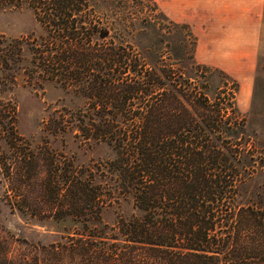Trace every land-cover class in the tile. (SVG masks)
Here are the masks:
<instances>
[{
  "label": "trees",
  "instance_id": "16d2710c",
  "mask_svg": "<svg viewBox=\"0 0 264 264\" xmlns=\"http://www.w3.org/2000/svg\"><path fill=\"white\" fill-rule=\"evenodd\" d=\"M0 6L30 7L42 27L28 42L30 73L85 98L55 128L74 127L85 142L112 151L87 165L48 152L39 195L29 193L30 181H15L16 208L27 211L40 201L48 207L38 203L33 214L81 225L75 235L82 237L44 245L34 264H264V179L257 176L263 165L236 105L240 84L232 79V87L208 94L197 75L209 67L196 60L198 37L188 23L161 12L186 33L168 53L160 38L140 52L116 36H159L148 15L135 28L129 13L101 20L90 0H0ZM162 28L171 44V27ZM3 42L0 71L7 73L21 61V46ZM8 76L7 83L15 80ZM15 115V106L0 107V117ZM124 203L132 205L129 214L121 211ZM109 208L118 210L112 224L103 220ZM7 248L0 239V264H31Z\"/></svg>",
  "mask_w": 264,
  "mask_h": 264
},
{
  "label": "rangeland",
  "instance_id": "374dc122",
  "mask_svg": "<svg viewBox=\"0 0 264 264\" xmlns=\"http://www.w3.org/2000/svg\"><path fill=\"white\" fill-rule=\"evenodd\" d=\"M153 1L90 0V3L100 13L101 20L110 23L118 17L125 18L126 13H129L135 19V28H140L143 26V18L148 15L156 22L159 36L154 32H149L147 38L146 35L136 32L132 35H125L121 32L120 37L116 36V41L132 44L133 48L127 47V49L141 52L145 50L142 48L149 41L160 38L162 42L158 46L168 53L170 45L176 46L181 35L187 30L174 27L165 19L162 13L173 20L165 12L164 0ZM113 25L117 26L116 22ZM168 25L173 31L171 34L173 37L175 36L171 44L168 43L166 29L162 28L168 27ZM42 32V27L32 8L0 6V39L3 38L5 41L3 45H7L10 41H19L21 48L18 51L22 57L15 69L10 70L9 67L8 70L6 69L7 73L3 70L0 71V107H16L14 119H11L10 116L0 117V239H3L8 245L7 249L11 257L25 258L29 262L33 260L36 253H40L44 245L72 243L73 239L82 237V235H75L77 231L81 230V225L70 218L56 220L33 214L32 211L38 203L43 206L40 201L29 206L27 211L16 208L13 204V186L22 181H30L29 189L31 188L33 192L29 193L39 195L40 181L47 175V168L50 165L44 159L48 152L56 155L58 159L65 162L73 161L78 165L93 164L112 154L108 146L103 143L85 142L80 136V132L74 127L66 132L58 131L55 128V121L70 119L72 111L84 107L85 98L64 89L59 83L44 81L39 75L34 76L30 73L33 57L28 42L38 38ZM196 60L198 61L197 58ZM198 63L201 62L198 61ZM204 65L209 68H202L197 79L207 85V91L211 97L225 88L227 84L232 87V79L237 80L230 74L231 78H229L226 72L220 68ZM202 72H204V76L201 75ZM11 73L15 80L7 83V76H10ZM240 92L241 86L237 93L236 105L244 119V129L250 149L260 155L258 161H261V165H263L262 170H259L258 165L257 176L264 179V42L260 52L254 90L247 102L240 100ZM13 120H15V130L11 128ZM31 153L37 158L35 156L32 159L24 158L26 154L28 156ZM8 165L11 167L10 170ZM18 165H21L22 169L16 168ZM15 181H17L16 184H14ZM39 199L43 201L44 197H39ZM44 207L48 206L44 205L42 208ZM131 209V204L124 203L121 211L129 214ZM117 211L113 208L105 210L103 212L104 222L111 224L115 222ZM70 232L73 233L70 235ZM66 235L69 237L68 241ZM75 263L76 261L73 259L67 260V264ZM31 264L34 262L32 261Z\"/></svg>",
  "mask_w": 264,
  "mask_h": 264
},
{
  "label": "crops",
  "instance_id": "0c3cea01",
  "mask_svg": "<svg viewBox=\"0 0 264 264\" xmlns=\"http://www.w3.org/2000/svg\"><path fill=\"white\" fill-rule=\"evenodd\" d=\"M165 12L191 25L199 62L240 82V100L253 93L264 42V0H164Z\"/></svg>",
  "mask_w": 264,
  "mask_h": 264
}]
</instances>
